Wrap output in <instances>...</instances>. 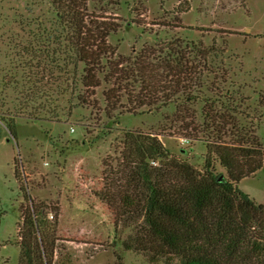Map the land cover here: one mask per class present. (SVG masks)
Here are the masks:
<instances>
[{"label": "rangeland", "instance_id": "1", "mask_svg": "<svg viewBox=\"0 0 264 264\" xmlns=\"http://www.w3.org/2000/svg\"><path fill=\"white\" fill-rule=\"evenodd\" d=\"M80 12L95 87H83L73 27L50 0H0V264H17L26 206L13 159L47 220L57 212L50 264H149L123 249L133 228L114 214L127 184L124 133L153 135L199 172L207 145L264 148V0H85ZM133 62L143 84L124 75ZM236 188L263 205L264 169Z\"/></svg>", "mask_w": 264, "mask_h": 264}, {"label": "trees", "instance_id": "2", "mask_svg": "<svg viewBox=\"0 0 264 264\" xmlns=\"http://www.w3.org/2000/svg\"><path fill=\"white\" fill-rule=\"evenodd\" d=\"M50 1L62 23L73 27L68 44L86 69L83 87L97 86L92 74L98 68V58L88 56L81 43L80 11L85 8V0ZM196 45L205 59L209 50H198ZM126 71L125 76L143 84L136 62ZM30 94L35 93L30 90ZM115 99L111 93L105 95V115L113 110ZM212 117L206 112L205 118ZM5 128L14 138L13 124ZM250 144L253 146L243 150L207 145L204 168L199 172L184 162L171 160L153 135L125 132L122 173H126L127 184L114 208L115 216L133 228L122 242L123 249L140 254L149 264H264V204H256L236 188L241 179L264 169V148L254 140ZM212 154L225 176L212 173ZM12 163L13 177L26 204L19 208L17 264H50L57 212L54 210V220H47L49 207L32 201L26 185L19 180L16 160Z\"/></svg>", "mask_w": 264, "mask_h": 264}, {"label": "built area", "instance_id": "3", "mask_svg": "<svg viewBox=\"0 0 264 264\" xmlns=\"http://www.w3.org/2000/svg\"><path fill=\"white\" fill-rule=\"evenodd\" d=\"M48 218L50 219V218H51V216H48Z\"/></svg>", "mask_w": 264, "mask_h": 264}]
</instances>
